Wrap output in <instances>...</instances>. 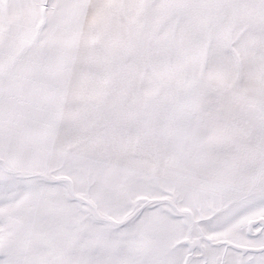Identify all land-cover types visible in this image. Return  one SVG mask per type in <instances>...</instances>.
Wrapping results in <instances>:
<instances>
[{
    "label": "snow or ice",
    "instance_id": "6c2138e0",
    "mask_svg": "<svg viewBox=\"0 0 264 264\" xmlns=\"http://www.w3.org/2000/svg\"><path fill=\"white\" fill-rule=\"evenodd\" d=\"M0 264H264V0H0Z\"/></svg>",
    "mask_w": 264,
    "mask_h": 264
}]
</instances>
